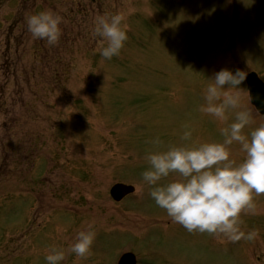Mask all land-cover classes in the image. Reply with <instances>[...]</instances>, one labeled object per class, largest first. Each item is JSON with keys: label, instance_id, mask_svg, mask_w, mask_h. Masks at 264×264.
Here are the masks:
<instances>
[{"label": "rangeland", "instance_id": "374dc122", "mask_svg": "<svg viewBox=\"0 0 264 264\" xmlns=\"http://www.w3.org/2000/svg\"><path fill=\"white\" fill-rule=\"evenodd\" d=\"M16 1L23 6L17 17ZM154 2L155 23L141 0H0V264H48L44 257L51 246L63 250L61 264L77 232L89 223L95 231L89 255L99 264H115L123 248L142 254L143 264H264V231L258 232L264 211L257 209V203L264 209V193L254 195V208L240 216L241 230L254 237H244L232 254L224 256L222 248L219 256L216 243L229 240L219 233L189 232L176 223L168 226L170 217L141 178L148 152L224 139L220 128L232 121L235 110H228L225 122L202 113L203 91L235 51L240 70L252 68L264 76V0ZM42 10L61 17L55 45L28 31L26 16ZM120 11L127 26L125 49L138 63L133 71L115 57L106 59L113 78L102 82L95 101L90 87L105 58L99 52L102 38L93 35L94 21ZM180 26L179 34L191 37L181 42L179 53L191 49L200 66L185 53H171ZM144 53L149 66L139 74L135 71ZM169 58L188 64L174 66ZM59 64L60 71L65 68V84L55 80ZM195 68L202 71L192 72ZM245 95L240 94L241 102L250 111ZM253 115L245 132L264 122ZM185 131L191 132L189 140L181 138ZM156 137L161 144L152 143ZM127 149L141 154L140 161L113 165V158ZM228 149L232 159L243 158L237 142ZM129 152L120 162L130 160ZM80 160L82 172L77 171ZM174 178L170 174L160 183ZM119 179L134 181L137 190L117 204L109 190ZM80 188L89 203L77 209L78 216L75 206L68 208L62 200L80 198ZM64 207L75 214L63 212ZM222 245L229 250L233 244ZM86 261L77 257L75 262Z\"/></svg>", "mask_w": 264, "mask_h": 264}, {"label": "clouds", "instance_id": "9594fccd", "mask_svg": "<svg viewBox=\"0 0 264 264\" xmlns=\"http://www.w3.org/2000/svg\"><path fill=\"white\" fill-rule=\"evenodd\" d=\"M25 19L34 39H43L49 45L59 41L58 14L42 10ZM126 27L118 12L96 17L93 35L102 38V57L111 59L120 53L128 39ZM245 78L240 69L221 68L203 91L204 103L199 107L202 113L225 122L228 110H235L232 121L220 128L222 141L171 145L165 150L148 152V167L141 172L142 180L150 186L149 195L174 222L189 232L219 233L233 242L254 237V232L245 236L241 230L240 214L254 208V195L264 193V122L244 131L251 121V113L242 104L238 90ZM181 138L189 140L191 132H183ZM233 142L240 145L244 154L239 162L231 158L228 149ZM152 143L159 145L162 141L156 137ZM173 173L176 178L160 183ZM94 238L93 224L89 223L77 232L69 251L77 257H87ZM44 259L48 264H59L64 252L51 246Z\"/></svg>", "mask_w": 264, "mask_h": 264}, {"label": "water", "instance_id": "95a60500", "mask_svg": "<svg viewBox=\"0 0 264 264\" xmlns=\"http://www.w3.org/2000/svg\"><path fill=\"white\" fill-rule=\"evenodd\" d=\"M247 81H248V86L251 91V95L253 98L255 96L259 97L262 95L264 97V82L258 77L257 73L252 72L248 74L247 76ZM256 105H259V101L254 100ZM130 187L123 186V185H116L113 188V194L117 196L118 194L125 191H130ZM132 255L130 254H125L122 259H121V264H133L134 259L131 257Z\"/></svg>", "mask_w": 264, "mask_h": 264}]
</instances>
